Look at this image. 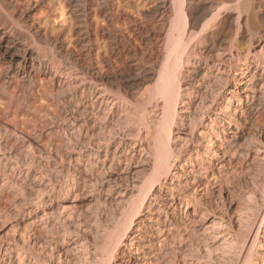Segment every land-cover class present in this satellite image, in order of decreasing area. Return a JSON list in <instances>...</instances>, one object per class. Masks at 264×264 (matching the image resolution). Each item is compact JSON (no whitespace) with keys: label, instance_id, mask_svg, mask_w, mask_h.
I'll use <instances>...</instances> for the list:
<instances>
[{"label":"rangeland","instance_id":"374dc122","mask_svg":"<svg viewBox=\"0 0 264 264\" xmlns=\"http://www.w3.org/2000/svg\"><path fill=\"white\" fill-rule=\"evenodd\" d=\"M162 2L111 0L113 12L124 18L120 31L135 33L137 40L135 46H124V55L115 53L117 70L106 76L101 67L110 55L108 46L120 32L97 16L95 7L87 12L86 0H0V7L10 11L15 22L21 20L34 33L30 54L37 55L35 48L40 46L39 65L45 67H33L32 56L23 64L21 51L0 63V264H106V259L111 260H107L109 264H144L148 249L156 255L152 264H194L193 260L207 253L219 264L242 261L239 248L248 229L240 226V212L263 184L259 172L264 161L257 160L254 151L259 147L264 155V108L258 107V102L249 118L238 113L247 109L242 90H236L232 82L240 72H231L227 78L219 76L223 78L219 79L221 83L218 80L216 88L210 90L218 93L216 101L208 93L202 103L212 104L210 109L201 106L199 100L188 117V105L177 107L176 127L167 146L169 156L178 155L180 160L165 187L177 185L179 189L181 185L180 189L196 200L187 207L182 198L170 200V191L164 193L163 200L151 204L152 215L147 213L150 202L138 191L144 195L150 190L147 185L153 171L138 150L150 143L147 133L158 129L159 113L136 110L133 104L145 100L146 88H153L164 60L161 48L172 39L171 34L174 37L182 32L185 41L196 43L189 46V63L182 70L183 86L196 58L207 56L206 50L214 45L215 53L222 50L214 38L208 37H216L221 28H226L225 38L234 46L232 64L240 66L248 60V76L254 75L257 59L252 54L260 50L264 39V3L256 11L254 31L248 32L239 16L242 0H184L185 4L179 0V12L170 4L163 9ZM135 20L142 28L133 33ZM230 26L233 29L227 31ZM98 29L101 37L95 36ZM205 36L208 39L202 42ZM91 60L96 77L91 75ZM94 81L107 91L108 102L98 100L103 92L95 89ZM186 88L191 87L184 86L183 90ZM231 91L235 93L230 96ZM182 93L181 99L189 102V92ZM226 98L232 99L231 107L237 110L233 116L237 124L217 139L214 132L220 131L225 122L217 118L213 124L212 118L226 106ZM202 113L204 117L195 120V128L184 126L189 125L187 119ZM182 133L187 134L186 139H176ZM208 138L214 140V147L208 145ZM221 144L228 146V154L223 159L211 158V151ZM158 189L151 191V200L159 194ZM198 200L203 203L201 212L196 211ZM136 207L139 213L135 215ZM259 234V241H264V223ZM107 236L121 243L111 244L110 249ZM221 239L231 244V251L228 247L218 250ZM112 253L113 260L109 257Z\"/></svg>","mask_w":264,"mask_h":264},{"label":"bare ground","instance_id":"6f19581e","mask_svg":"<svg viewBox=\"0 0 264 264\" xmlns=\"http://www.w3.org/2000/svg\"><path fill=\"white\" fill-rule=\"evenodd\" d=\"M147 1H149V0H147ZM162 1H163L162 2L163 3V9H168V8H170L172 6L173 7V10H175V11L177 10L179 12V8H180L179 7L180 6L179 5V3H180L179 0H162ZM180 1L183 4H185L183 2L184 0H180ZM186 1L188 3H191L192 2V0H186ZM198 1H200V0H198ZM236 1H238V0H236ZM86 2H87V6H88L87 7V12H89L88 10H90V12H91V10H93V8L95 7L94 12L97 14V16L98 15H101L103 17V20L104 21H107V22L111 23V25L114 26V27H116V29L119 30V32H120V33L115 34L116 37L113 40L112 46L111 45H110L111 47L108 46V50L107 51H108V53L111 56L109 55V57L106 58V60H105L106 63H104V67L103 68L101 67V69H103V71H104V74H106V76H108V74L110 72H113V71L116 72V70H117L115 68L114 62H113V56L115 55V53L118 52L117 53L118 56L119 55L120 56L124 55V51H126L124 46L125 45L126 46L127 45L132 46V45H134V42L136 43L137 38H136V35H135L134 32H136V30H141L142 27H140L139 25H137V21L135 20L134 22H136L135 23L136 24L135 25L136 26V29L133 31L134 34H131V35H129L128 33L125 34V32L124 33L121 32L120 31V28H119V24L124 21L123 20L124 18H123V16H122L121 13L116 14V13L113 12L114 9L112 7L111 0H86ZM177 2H178V4H177ZM263 3L264 2L261 3V0H242V2L239 3V9H240V15L239 16L240 17H243L242 18L243 23H244L243 24V28L246 31H248V32L254 31L252 29L255 28L256 22L258 21V19H257V12L256 11L257 10H260L262 8ZM183 4L181 5V7L183 6ZM168 5L170 7H167ZM225 7H227V6H225ZM18 8L19 7L16 6V9L18 11H20ZM7 11H5V9H3V8L0 7V63H2V60L5 59V58H8V57L9 58H12V57H14L15 54H16L15 53L16 51H21V53H22L21 57H22V63L23 64L24 63H27L29 61V56H32L31 57V60L33 61V63H32L33 67H35V65L38 64V66H40L42 69L45 68V67L42 66L43 64L42 65L41 64L39 65V59H40V56H41V54H40V48H39L40 46L37 45L38 47L35 48V51H36V54L37 55L34 56L35 53L34 54H30V50L33 49L31 45L32 44L34 45V40H33V42H30V40L32 41V39L34 38V36H33L34 33L31 30H29V28L27 29V27L24 26L20 22L21 20L19 22H15V20H13V17L9 13L10 11L9 12H7ZM87 12H85V14H84L85 16H86V13ZM178 12H176L175 14H177ZM210 13H212V12L210 11ZM208 15H209V13H208ZM213 15H214V13H213ZM125 16H127V15H125ZM177 16H178V14H177ZM210 16H212V15H210ZM204 22H206V20ZM172 23H174V22H172ZM172 26H170V28ZM178 26H179V24H178ZM206 26H207V24H206ZM218 26H220V25H218ZM221 27H224L222 25V23H221ZM143 28H144V26H143ZM173 28H174V26H173ZM184 28L186 29V26ZM202 28H203V26H202ZM202 28L200 27V30ZM231 28L233 29V26H230L227 31H229ZM218 29H220V28H218ZM225 29L226 28H224V29L221 28L222 31H220V32L218 31L216 37L215 36L214 37H210V36H212L211 34H210V36L207 35L209 38H214L215 44L216 45L219 44V48L222 46V50H218L215 53V50H212L213 47H215V45H214L211 49L209 48L208 50H206V53H207L206 55L207 56H204V57H201L200 56V57L196 58L194 62L191 63L190 66H192L193 71L191 72V76L188 77V80H187L186 84L184 85V86H190L191 87L190 90H188L187 88L185 90H183L184 86L181 85L183 83L182 81L184 80V79H182V70H183L184 65L189 63L188 62V60H189L188 58L190 56L189 55V53H190L189 46L190 45H192L191 47L196 46V43H192L191 42L192 43L191 44L190 43L191 39H189L188 41H185L186 38L184 39V36H183L184 34H182V32L179 33L178 35L174 36V37H173V34H171L172 35V39H170V41H168L167 43L164 42L165 44L163 43V45H162L163 47L161 49H162V52L164 54L163 55L164 56L163 57L164 60L161 63V69L158 72L157 78L155 79V82L153 84L154 85L153 88H146V90L144 89L145 90V94L144 93L143 94L146 96L145 97L146 99L145 100L142 99L141 102H137V103H134L133 104V106H134V108L136 110H139V111L142 110L144 112L151 111V113H153V112L154 113H159V115L156 116V118L158 119V124H159L158 125L159 126L158 129L156 128L157 130H156L155 133H151L150 131H149L150 133H147V134H150V136H151L150 137L151 138L150 139V143L148 144L147 148H145V147L143 148L142 147V148H140L138 150V153H140L142 156H145L146 157V161L145 162L148 164V168L151 171H153L152 172L153 175L150 174V176L152 175V177L149 180V184H148V180H147V182L145 181L148 184V185L146 184L147 185V188H149L150 190H148V192H146V194H144L145 196L142 195L144 193L143 191L141 192V190H140V191H138L139 193L137 192L138 194L141 193L140 194L141 195L140 197L143 196V197H145V200H147L148 202H150L149 205H148V208L146 210L147 213L150 214V215H152L151 213H153L152 212L153 210H151L152 209L151 208V204H153L157 200H160V199L163 200L164 199V193H168L170 191L172 192L171 193L170 200H175V198H176V200L179 199V198L180 199L182 198L183 199V202H185V206L184 207H187V205L193 204V202L195 200V198L192 195L186 194L185 192L182 191V189H180V187H182L181 185H179L180 186L179 189H177L178 187H175L177 185H175V186L172 185L171 188H166L167 186L165 187V185H166L165 183H167V179L169 178V176L171 174V171H172L173 166L180 160L179 157H177L178 155L175 156V157H173V158H171L169 156L170 154L168 153V152H170L169 151V148H168V146H169L168 144H170V140H171L172 135L174 133V128L176 127V123H177L176 120L178 119V109H177V107L179 106V104L185 103L186 105L189 106V108H187V110L189 111L188 112L189 113V116L188 117H190V114L192 112H194V107L199 106V105H196L195 106L196 102L199 101V100H201L200 103L202 104L203 101L208 97V93L210 94V96L212 95L214 97V100L216 101V98H217V94L218 93H214V91L212 92L210 90L212 88H214L216 86V84L218 83V80L221 78V77L219 78V76H222V77L225 76L226 77L229 74H231V72H240V74L238 75L239 78L233 77L232 78V82L235 85L236 90L237 89L238 90H242L243 96H244V98L246 99V102H247V104H246L247 109H245L243 112H238V113H241L243 116H246L247 118H249V116L251 115L252 111L254 110V108L256 106V103L258 104V102H259L258 107H261L262 109L264 108V39L262 38L263 41L261 42V45L259 46L260 47V50L259 51H257V50L253 51L254 53L252 54V57H254L255 59H257V66H256L257 70H256V72H255L254 75H252L251 77H249L248 74H249V70H250L251 67H250V64H249L248 60H246L245 62L243 61L242 62L243 64L240 65V66H235V65L232 64L233 59H235L234 58V54H233V52L235 50H233L234 49V46L231 44L232 42H229L228 43V40H226V38H225V32H226ZM256 30H257V28H256ZM101 31L102 32H105L106 29L103 28ZM95 33H96V35H95L96 37H99L100 36L99 35L100 34L99 33V29L97 30V32L95 31ZM26 34L29 35V36H31V37H29V38L26 37ZM195 36H196V34H195ZM206 39H208L206 36L204 38H202V40H203L202 42H204ZM20 48H22V50ZM235 48H237V47H235ZM91 64H92V67H93L92 72H91V75L93 77H96V75H97V71L96 70L97 69L95 68V63H93L92 60H91ZM53 65H55V64H53ZM202 65L204 67H202ZM243 66H246V68H243ZM121 74H122V72L120 73V75ZM221 79H223V78H221ZM17 80H15L16 87L17 86L19 87L20 85H19V83H18ZM96 81L93 82L94 83V86H95V89L100 90V91L102 90L101 92H103L101 94V96L99 95L98 100L99 99H102V100L104 99L103 100L104 102H108L107 100H109V98L107 96L108 93H106L107 91H103V89H101L102 87L100 88V85L97 84L98 82H96ZM225 82L227 83V81H225ZM225 82H223V83H225ZM220 83H221V81H220ZM224 85H226V84H224ZM183 91L189 92L188 93V95H189V98H188L189 102L184 101L185 99H181V95L183 94L182 93ZM234 93H233V91H231L230 92V96L233 95ZM234 97H236V96H234ZM212 100H213V98H212ZM238 100H239V102H238L239 105H241L242 104V99L240 100V98H239ZM225 101H226L225 102L226 103V106L220 107L219 108V111L217 113L215 112L216 114H214L216 117L215 118H212L213 119V124H216L217 118L221 119L222 121H224L226 123V124L225 123L224 124L221 123L220 131L218 130L217 132H214L216 134V136H217V139H219L221 137L220 135L222 133H224L227 129H230L236 123L235 122V119L233 118V116L235 115L234 113L237 112V110L234 109V108L232 109V107H231L232 106V99L231 98H226ZM115 104H116V102L114 103V105ZM211 105L212 104H210V105L207 106L206 104H204V105L202 104L201 106H204L205 109L208 110V109L211 108ZM182 106H184V105H182ZM200 109H198V110H200ZM203 110H204V108H203ZM196 112H197V109H196ZM204 114L202 113V115L200 117L199 116L198 117H196V116L194 117L193 116L194 118L187 119V121H189L188 122L189 125H184V126H188V128H189V126L195 128L197 126V123H196L195 120L200 119V118H203L204 117ZM142 122H143V120H142ZM185 136H187V134H185V133L183 134L182 133V134L177 135V138L176 139H178V138H180V139L181 138L186 139ZM210 138H208L209 139L208 140V145L214 147L215 142H214V140H212ZM229 145L230 144L228 143V146ZM224 146H225L224 144H221L220 146H215V147H219V148L217 150H212L211 151V154L209 153L210 154V157L213 158V159H216V160L221 159V158L223 159L225 157V155L228 154V152H229V150L227 148L228 146H226V147H224ZM254 154L257 155L256 156V158H258L257 160L264 161V155H262L263 154L262 149H260L258 147L254 151ZM145 157H143V158H145ZM209 162L211 163V161H209ZM142 164H145V163H142ZM183 165H184V163H183ZM126 166L129 167V166H132V164L130 165L128 163V165H126ZM151 171H150V173H151ZM259 173H260L261 177L263 178V184H262V186H261V188L259 190V193L254 198H251V197L248 198V200H247L248 202L246 203L245 207L242 208V210L240 212V217H239V222L241 224L240 226L243 229H245V228L248 229V233H247V236L245 237V239L243 240L244 245L245 244L247 245L246 248L243 247L244 245H242V248H239L240 249L239 255H242V261H240L239 264H264V241H259V236H260L259 231L261 229V226L264 223V162L261 163V167H260V172ZM150 176L147 175V178L150 177ZM100 177H101V175H100ZM156 188H159L158 189V193L159 194L153 195V199L151 200L150 199L151 198L150 196L152 195L151 191L155 190ZM162 188H165L167 191H165V189L163 190ZM145 191H147V189ZM175 192L178 194V196L175 195ZM138 199H139V197H138ZM143 202L140 203L139 206L137 205L139 209L143 207ZM197 203H198L197 204L198 206L196 208V211H200L201 212L202 211V207H203V205H202L203 203H201L199 200H198ZM159 207H161V206H159ZM138 208L136 210L137 212H135V215L139 213ZM148 221L150 223H153V219H151V218ZM258 224H260V225L257 227V230L255 231V228H256V226ZM147 225H149V224H147ZM125 226H126V224H125ZM250 226L252 228H249ZM146 227H148V226H146ZM112 232H114V231H112ZM116 232H117V230H116ZM119 233H120V231H119ZM158 234H163V233H160V231H158ZM235 237H234V240H235ZM107 238H106L105 241L108 244V246H110L111 244H112V246H114L115 244L116 245H119L121 243V241L118 242L117 240H116L117 242L115 243V240L113 239V236L110 237V238L107 236ZM115 238H118V237H115ZM165 239H166V237H165ZM165 239H163V241ZM158 240L160 242V239H158ZM112 241H114V242H112ZM239 241H240V239H239ZM238 243H240V242H238ZM238 243L236 244L237 246H239ZM107 244H106V246H107ZM232 244H234V242H232ZM103 245H105V244H103ZM230 245H229V242H227L226 239L225 240H222L221 239V242L218 245V250H223V249L225 250L227 247L229 249V246ZM115 247H117V246H115ZM230 248H231V246H230ZM98 249H95V250H98ZM104 249H106V248H104ZM110 249H111V246H110ZM137 249L139 250V248H137ZM144 249H146V248H144ZM109 250H108V252H109ZM148 250L150 252L149 253H146V260L144 259L145 260L144 261V264H152L153 263L152 260H154V258L156 256L154 254L155 253L154 251H152L151 249H148ZM230 251H228V253ZM104 252H106V251H104ZM211 252H212V250H211ZM211 252H209V253H211ZM136 254L139 255V252H136ZM219 254H220V252H219ZM231 254H232V252H231ZM98 255L101 256V254H98ZM209 255H211V254H209ZM212 255L214 256L213 253H212ZM215 255H216V253H215ZM230 255H228V256H230ZM107 256H108V254L106 255V258H107ZM219 256H222V255H219ZM109 257L112 258V260H113V253ZM214 257H216V256H214ZM194 258H195V255H194ZM231 258L229 259L230 261H232ZM233 258H234V256H233ZM214 259H213V257L208 256V253H207V256L204 255L202 257H197L195 260H193L194 262L193 261L192 262L194 264H219L218 263L219 261L214 260ZM107 260H110V259H106V261H105L106 264H109ZM233 260L235 262V260H238V259H233ZM109 262H111V260ZM100 263H103V262L101 261ZM224 263L226 264V262H224ZM188 264H190V263H188ZM227 264H228V261H227Z\"/></svg>","mask_w":264,"mask_h":264}]
</instances>
